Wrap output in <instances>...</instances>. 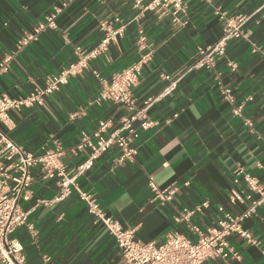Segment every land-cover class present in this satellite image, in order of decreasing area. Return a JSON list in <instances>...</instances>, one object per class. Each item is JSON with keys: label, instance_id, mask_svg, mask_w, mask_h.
I'll list each match as a JSON object with an SVG mask.
<instances>
[{"label": "clouds", "instance_id": "clouds-1", "mask_svg": "<svg viewBox=\"0 0 264 264\" xmlns=\"http://www.w3.org/2000/svg\"><path fill=\"white\" fill-rule=\"evenodd\" d=\"M0 264H264V0H0Z\"/></svg>", "mask_w": 264, "mask_h": 264}]
</instances>
